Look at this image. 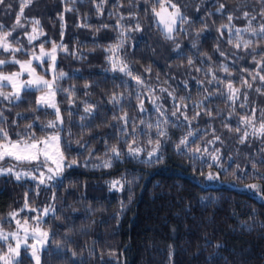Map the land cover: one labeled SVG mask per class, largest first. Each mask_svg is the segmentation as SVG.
Segmentation results:
<instances>
[{"label":"trees","instance_id":"trees-1","mask_svg":"<svg viewBox=\"0 0 264 264\" xmlns=\"http://www.w3.org/2000/svg\"><path fill=\"white\" fill-rule=\"evenodd\" d=\"M110 0L105 5L104 15L98 18L95 6L92 3L77 2L74 7L77 11L64 12L65 5L61 0H33V3L24 9V16L28 19H40L46 36L36 41V51H39L41 41H48L45 47L50 49L51 41L61 42V29L59 13H64L65 31L63 43L68 45L70 51H78L82 57L76 58L58 51V71L66 75L59 81L62 89H72L75 95L73 104L68 102V92H59L56 101L61 109L65 121L62 135L68 139L71 130V151L67 153L70 158H77L83 165L88 159V151L80 148L76 141H88V149H95V156L91 159L89 167H72L64 173V178L54 186L45 188L41 185L37 195L35 183L32 180L16 181L12 176H0V220L6 227L5 217L14 210L20 209L27 192L30 203L41 211L49 206H54L43 220V230L49 231V240L42 250L41 264H264V192L249 188L248 185H260L264 188V165L253 168L252 162L264 157V142L260 139L249 137L248 142L241 144L238 136L242 132L235 131L240 123L239 113L245 110L239 108L237 102L236 112L229 118L230 101L226 99L227 89L224 85L218 87L224 93L221 96L216 92L217 85H208L205 78L207 67L212 65L218 77L232 79L234 87L241 88V92L249 93V106L264 109V94L257 93L255 88L261 82L257 78L252 89L242 85L241 76L248 77L241 71V66L255 69L256 65L251 57L242 60L227 61L232 76L228 77L219 71V63L225 62L224 57L215 51L216 44L221 43V48L227 53L236 52L233 45L227 43L228 31L224 30V39L220 40L217 28L226 24L227 14H233V23L237 27H244L246 20L242 17L247 10L250 15L255 14L258 24L261 19L260 11L264 9L261 0H179L185 15L190 23L184 25L188 35L177 34L174 41H168L161 32L141 12L139 19L142 31L127 33L131 39L125 42L122 50L131 68L142 74L148 85L156 86V94L165 99L157 101L166 108L171 109L172 99L167 93H159V87L176 89L177 99L180 96H190L186 101L189 105L188 115L192 117L199 110L201 115L188 125L180 117L177 123L183 121L179 127L168 125V136L160 149L158 162H145L146 158L131 159L127 156V146H119L125 152L123 161L116 160L109 169H95L91 164L100 163L104 157L105 143L107 146L116 144L121 139L116 130L122 125L119 120H113V114L122 115L119 106L116 108L108 103L113 91L123 93L125 99L122 105L130 116L137 117L145 122L155 124L157 113L149 102L150 97L145 94V113H140L137 108L135 91L144 89L136 84L130 77L120 72H112L110 64L106 61L103 49L116 42L117 32L107 28H97L103 24L115 25V19L108 18V12H113ZM21 0H6L0 5V23L7 28L15 24V17L20 10ZM220 4L225 5L223 13H218ZM73 7L72 4L67 5ZM199 6V11L197 7ZM141 8L148 7L143 3ZM133 11L136 9L133 8ZM125 14L129 11L125 2L121 9ZM208 12L212 15L209 16ZM87 17L91 27H78ZM28 30L31 24L27 23ZM125 24H134L133 20H125ZM207 24V29L203 25ZM23 29L18 30L23 43ZM197 48H192V40L197 38ZM247 35V34H246ZM254 39V38H253ZM176 43L180 49L174 51ZM253 49L264 50V41L253 43L248 51ZM213 56L209 61L202 54ZM7 55V54H5ZM20 55V54H18ZM244 56L243 49L239 51ZM191 57L193 66L187 61ZM21 59L25 57L20 55ZM204 61L203 66L201 61ZM36 64V62H34ZM151 67V72L145 68ZM197 67L204 71L197 72ZM18 70V66H8L5 71ZM42 71L38 68V72ZM193 77L205 81V87L212 89L208 99L207 93L200 88ZM51 79L48 73L47 77ZM165 79L168 80L164 84ZM188 81L189 87L185 88L182 81ZM126 82L128 87H123ZM89 87L85 89L84 85ZM85 92L89 95H85ZM39 92L33 91L25 96L18 107L11 110L5 109L8 123L18 120L20 127L13 128L12 132L21 131L27 123L35 120L34 128L39 130L48 120L55 119L54 111L40 108L39 111H30L36 108V98ZM243 96H241V101ZM83 101L96 105L93 115L86 120ZM203 101L213 115L209 117L203 109H193V105ZM131 103V109L127 105ZM7 104V102H3ZM70 110L73 115L69 116ZM21 114L20 117L17 114ZM168 118L175 120L168 112ZM259 115V113H257ZM31 117L32 120L26 119ZM39 117V119H36ZM225 123L232 130L225 127ZM81 125H85L81 129ZM91 125L90 129L87 127ZM114 125L115 127H109ZM145 132L155 137L156 130H149L145 125H139ZM191 128L193 136L187 147L181 145L177 150L179 140L187 135ZM130 130V129H129ZM46 132L53 131L45 129ZM215 136L221 139L214 144L209 141ZM37 135H41L37 131ZM95 138V139H94ZM131 142V137H124ZM148 137L137 138V143L149 150L154 145H148ZM205 147L203 157H198L193 150ZM149 148V149H147ZM219 149L220 161L213 163L212 149ZM82 152V157L77 153ZM201 152H198L200 155ZM109 155H111L109 153ZM100 157L101 159H97ZM217 163L220 167H217ZM212 164L209 168L207 165ZM223 169V171H221ZM211 173L213 179L207 177ZM220 173L219 179H215ZM131 181L126 184L123 191H110L109 184L112 180L122 179ZM53 195L55 199L53 200ZM123 202V209H121ZM24 212L21 215L24 217ZM38 214V213H36ZM41 214V213H40ZM10 228V227H6ZM75 253V255H73ZM19 259L22 264H33L25 251H21Z\"/></svg>","mask_w":264,"mask_h":264},{"label":"snow or ice","instance_id":"snow-or-ice-1","mask_svg":"<svg viewBox=\"0 0 264 264\" xmlns=\"http://www.w3.org/2000/svg\"><path fill=\"white\" fill-rule=\"evenodd\" d=\"M5 2L6 0H0V5H4ZM77 2L92 3L95 6L99 18L104 15L105 5L109 4L110 0H61V3L65 5L64 12L77 11L74 7ZM125 2L129 8L126 14L121 11V9L124 8ZM32 3L33 0H21L20 10L15 17V24H13L11 28H7L4 24L0 23V176H12L16 181L32 180L36 182L35 187L37 189V195H39L41 185L45 188L54 186L58 181L64 178V173L68 169L74 166L89 167L91 159L95 156V149H88V141L84 143H81L80 140L76 141V144L80 148H84L88 151V159L83 161V165L79 163L77 158H70L67 155V153L71 151L70 137L72 133L69 129L68 139H65L62 135L65 121L58 102L55 99L59 92H68V102L69 104H73L74 101L72 97L75 95L74 90L62 89L59 85V81L63 79L66 74L63 71H58V51H62L66 55H72L76 58L86 57H82L78 51H70L68 45L63 43L66 27L64 13H59L61 42L57 43L54 40L51 41V47L48 49L45 47L48 41H41L38 46L39 52L37 53V45L35 42L40 40L41 37L46 36V32L41 25L40 19H28L24 16V9L29 7ZM141 3L148 7L141 8ZM261 3H264V0H261ZM69 4H72L73 7H68L67 5ZM111 7L114 11L108 12V18L115 19L116 24L111 25L103 23L97 28V31H99L100 28H107L117 32L116 42L109 44L103 49L105 53H109V55H106L105 59L110 64L112 72L118 71L130 77L141 89H144V93L139 89L135 91L139 112L145 113L148 111L144 106V97L146 94L150 97L149 102L152 104L158 116L155 124L145 122L143 118H139V125H145L149 130H156V135L153 137L137 125V117L130 116L129 112L125 110L122 105V100L125 99L123 93L113 91L108 103L113 105L114 108L119 106L118 110L122 112V115L119 117L115 114H113L112 117L113 120L122 122V125L116 129L121 139H118L117 143L111 145V147L107 146V140L104 141L106 145L104 157L107 158L101 159L100 157H96L97 159H101V162L91 164V167L95 169H109L113 166L114 161H123L125 152L119 146L121 143L127 146V156L131 159H142V154L146 152L145 162H153V158L158 162L161 158L159 155L161 145L164 142V138L168 136V125L171 124L172 127H179L180 124L183 123V121L177 123L180 117H183V120L187 121L188 125H191L192 121L201 115V112L196 110L195 115L189 117V105L186 101L190 100V96H180L177 99L175 94L176 89L169 91L168 88L159 87V93H167V96L171 97L173 101L171 109L166 108L162 103H157V101L163 100L165 97L156 94V86L148 85L142 74L135 72V70L131 68L126 60V54L122 52L125 48V42L131 39L127 33L142 31V25L139 19L141 12L146 18L149 14L151 15L152 19L149 23L155 26L168 41H174L177 34L188 35V31L184 25L189 24L190 20L182 10L179 0H114V2L111 3ZM133 8L136 10L133 11ZM224 9L225 5L220 4L217 12L223 13ZM199 10L198 6L197 11ZM208 15L211 16L212 13L208 12ZM259 15L264 17V9L260 11ZM242 17L246 20L244 27H237L233 23L234 18L238 19L240 17L227 14L228 22L226 24H221L220 27L217 28V31L221 34L220 40L223 41L224 30H227V43L233 45L235 49H237L236 52L227 53L221 48L220 42L216 44L215 51L218 52L220 56L224 57L225 61L219 63V71L231 77L233 73L230 71L227 61L231 59L234 64L235 61L250 56L252 62L256 65L255 69L241 66L240 70L246 72L248 77H251V80L244 76H241L240 80L244 87L252 89L258 78L261 84L255 88V91L264 94V50L253 49L252 51H248L253 43L264 41V19H261L258 24H253V21L257 20V16L255 14L250 15L247 10L243 11ZM125 20H133L134 24H125ZM25 21L31 24L30 31ZM78 27H91L87 22V17L83 18V22L79 24ZM207 27V24L203 25L204 29H207ZM19 29L24 30L23 37H26L27 45H25L22 38H20L18 34ZM198 37L199 33L197 34V38L192 40V48H197ZM179 49L180 44L176 43L174 51ZM241 49L245 52L244 56L239 55ZM18 54L23 55L25 58L21 59ZM202 55L209 61L213 60V56L207 53ZM34 61L36 64H34ZM187 63L191 67L194 61L189 57ZM203 64L204 61L202 60L201 65L203 66ZM8 66H18V70L5 71ZM38 68L42 71L38 72ZM195 70L197 72L204 71L203 67H197ZM49 72L51 73V79L46 78ZM145 72L150 73L151 67L145 68ZM215 72L216 69L212 65H209L207 67V72H205V78L211 77L207 79V84L217 85L216 92L221 96H224V93L218 86L224 85L226 87L228 93L226 99L230 101L229 118L237 114L236 106L238 101L239 108L245 110L243 113H239L240 123L235 128L237 133L242 132V135L238 136L239 142L244 144L248 142L249 137L257 138L264 142V109L250 107L248 103L249 93H242L241 88L234 87V81L232 79L218 77ZM193 79H195L200 88L208 94V96H205V99H208L212 94V89L205 87V81L201 80L199 77H193ZM167 83L168 80L165 79L164 84ZM182 83L185 88L189 87L187 80L182 81ZM122 86L125 88L128 87L126 82H124ZM84 87L87 89L89 85L85 84ZM33 91L40 92L41 95L36 98V108L30 109V111L35 112L39 111L40 108H50L54 110L55 119L48 120L46 124L42 125V127L37 130L34 128L35 120H32L31 117H27L26 119L32 120V122L27 123L23 130L17 131L15 135H13L12 129H18L20 125L17 119H14L11 124L8 123L5 109L11 110L12 107H18L24 97L31 95ZM85 95H89V93L85 92ZM241 96H243L242 101ZM5 101L7 104L3 103ZM83 103L84 112L88 115L81 116L80 119L82 121L92 116L93 110L96 108V105L91 104L89 101H83ZM127 107L131 109L130 102ZM193 109H203L209 117L213 115L212 111L207 109V106L203 104V101L194 104ZM66 111H68L69 116L73 115L70 110ZM169 111H171V115L175 120H170L168 118L167 114ZM257 113H259V115H257ZM20 115L19 113L17 114L18 117H20ZM36 119H39V117ZM108 126L115 127L114 125ZM224 126L229 128L230 131L232 130L231 126L227 123H225ZM80 127L83 130L85 125H81ZM87 127L90 129L91 125ZM45 129H52L53 131L46 132ZM37 131H39L41 135H37ZM213 134L214 140L209 141L210 144H214L221 139L219 136H215V133ZM142 136L148 137V145H154L150 150H146L137 143V138ZM192 136L193 131L189 128L187 135L179 140L176 146L177 150H181V145L187 147L190 143H194V140L189 141L188 139ZM124 137H131V142H129L128 139H123ZM196 151L208 152L209 150L208 148L202 150L197 148ZM212 152L217 153L211 156L213 163L220 161V156L218 155L219 149L213 148ZM109 153L111 155H109ZM82 156V152L77 153V157ZM260 165H264V157H261L259 162H252L254 169ZM207 166L211 168L213 165L208 164ZM217 167H220L218 163ZM221 171H223V169H221ZM219 177L220 173H217L215 179H219ZM207 178L211 180L214 177L209 173ZM258 178L264 180V176ZM129 183H131V181L123 180V178L112 180L109 184V190L118 192L123 191L125 185ZM248 187L264 192V188H261L260 185L253 184L248 185ZM28 195L29 194L26 192L23 206L9 214V220H14L16 223L15 230L4 231L3 221L0 220V264H22V261L19 259L22 247L25 250L31 249V256L35 264H41L39 253L48 242L50 235L49 231L43 230V223H46L43 217L50 212H54V206L49 205L45 207L43 213L40 214L41 210L30 203ZM54 199L55 195H53V200ZM121 209H123V202H121ZM25 210L38 213V215L34 217H21L20 214ZM29 240H31V243H29ZM5 247L7 248L6 251ZM73 255H75V253H73Z\"/></svg>","mask_w":264,"mask_h":264},{"label":"rangeland","instance_id":"rangeland-1","mask_svg":"<svg viewBox=\"0 0 264 264\" xmlns=\"http://www.w3.org/2000/svg\"><path fill=\"white\" fill-rule=\"evenodd\" d=\"M39 51H37V53H38ZM35 62V61H34ZM49 74L51 75V73L49 72ZM39 95H41V93L39 92L38 93V95L37 96H39ZM45 109H47L48 111H54L53 109H50V108H45ZM155 110H153V112H154ZM157 116H158V114H157ZM189 138H191V137H189ZM188 138V139H189ZM205 148H207V147H205ZM147 149H149V148H147ZM150 150V149H149ZM193 152H194V154L196 155V156H198V157H203L202 155L204 154V152L202 151V153H200V155L198 154V152L196 151V150H193ZM143 155V157L144 158H146V152L144 153V154H142ZM43 213V210L41 211V214ZM21 215V214H20ZM38 214H36V213H34V212H28L27 210H25V213H24V216H28V217H34V216H37ZM21 217H23L22 215H21ZM45 217V216H44ZM43 217V218H44ZM21 222H23V221H21ZM5 223H6V225L8 226V227H10V228H6V227H3V229H4V231H12V230H15L16 229V223H15V221L14 220H9V215L8 216H6L5 217ZM29 243H31V240H29ZM46 246V245H45ZM45 246L41 249V251H40V253H39V255L41 254V252H42V250L45 248ZM7 250V248L5 247V251ZM21 251H25L26 252V254L30 257V259H31V261L33 262V264H35V261L32 259V256H31V249H27V250H25L23 247L21 248Z\"/></svg>","mask_w":264,"mask_h":264}]
</instances>
